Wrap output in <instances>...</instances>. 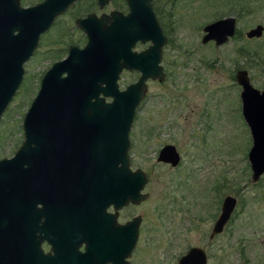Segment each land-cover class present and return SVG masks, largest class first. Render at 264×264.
Segmentation results:
<instances>
[{
  "label": "rangeland",
  "instance_id": "1",
  "mask_svg": "<svg viewBox=\"0 0 264 264\" xmlns=\"http://www.w3.org/2000/svg\"><path fill=\"white\" fill-rule=\"evenodd\" d=\"M36 1L20 0V5ZM164 1L168 17L158 20L167 42L160 64L170 69V81L163 86L147 82L151 96L136 110L130 127L127 153L150 173L152 192L136 208L142 222L129 259L132 264H175L188 247L205 246L219 202L229 195L235 207L226 230L212 240L206 264H264V173L256 182L250 180L246 154L251 143L233 77L235 70L244 69L250 84L264 90V0H176L170 8ZM224 16L235 18L238 37L216 47L212 42L201 44L202 26ZM69 18L65 24H70ZM256 24L263 26L260 36L245 38ZM57 34L50 30L23 65L21 84L0 117V157L11 155L22 139L21 117L49 61L43 51L53 49L49 41ZM240 47L246 48L243 54L237 51ZM254 50L263 61L254 58L260 65L252 61L249 51ZM168 62H173L170 67ZM133 80L132 74H122L119 87ZM168 92L173 100L167 104ZM152 121L174 124L173 140L145 137L143 130ZM164 140L173 141L182 152L176 169L154 160Z\"/></svg>",
  "mask_w": 264,
  "mask_h": 264
},
{
  "label": "water",
  "instance_id": "2",
  "mask_svg": "<svg viewBox=\"0 0 264 264\" xmlns=\"http://www.w3.org/2000/svg\"><path fill=\"white\" fill-rule=\"evenodd\" d=\"M72 1L44 0L23 7L20 0H0V117L21 83L23 63L35 49L39 34ZM126 1L133 14L140 11L138 0ZM97 3L103 5L106 0ZM144 12V21L152 27L153 46L138 54L131 53L127 46L121 62L116 60L118 50L107 35L101 36L99 45L97 19L93 15L77 21L89 38L86 54L52 66L42 79L21 119L20 146L11 159L0 160V204L4 196L10 202L18 198L17 180L20 171L25 172L19 167L22 163L36 166L56 163L52 171L64 181L61 186L78 190L88 181L115 179V166L120 164L121 204L138 203L145 198L140 193L145 182L143 173L127 170L128 133L136 106L146 90L145 81L162 78L158 62L163 39L148 2ZM235 30L233 16L217 18L203 25L200 41H212L218 46L231 38ZM262 30L263 26L256 24L244 36L258 37ZM114 35L122 34L117 31ZM122 68L135 69L140 74L134 83L118 89L116 81ZM63 71L65 77L61 78ZM234 81L240 88V113L250 133L251 146L246 154L250 180L256 182L264 172V90L250 84L244 69L234 72ZM176 158L173 148L164 146L157 160L175 165ZM235 203V198L229 195L222 199L210 237L221 232ZM139 221V217H134L122 225L120 264H129L127 257L136 242ZM204 263L205 255L197 247L189 248L176 261V264Z\"/></svg>",
  "mask_w": 264,
  "mask_h": 264
},
{
  "label": "flooded vegetation",
  "instance_id": "3",
  "mask_svg": "<svg viewBox=\"0 0 264 264\" xmlns=\"http://www.w3.org/2000/svg\"><path fill=\"white\" fill-rule=\"evenodd\" d=\"M43 1L44 0H38L30 5H37ZM175 1L176 0H167V7L170 8ZM147 2L153 19L159 29V36L163 39L160 45V58L158 62L162 78L161 80L149 78L145 81L146 90L142 99L136 106L135 112H137L136 110L142 105L144 99L151 96L147 91L148 81L156 82L160 84V86L170 81V69L164 70L160 64L162 49L167 42L165 31L158 20L159 16L168 17V15H165L164 8L166 1L164 0H161V2L160 0H138L140 11L134 14L131 12L126 0H106V3L103 5H99L97 0H74L69 3L62 12L53 17L48 28L39 34L36 47L28 57L29 59L36 54L35 51L37 50L36 48L39 41L41 45V40L47 37V33L50 30L55 29V32L58 31L55 38H51L52 36L50 37L51 40L49 42L50 45H53V49H44L43 51L44 54L49 57V61L47 62L48 64L45 70L43 72L41 71L38 77L34 96L38 92L42 79L52 66L69 62V59L75 55L86 54L84 51L88 47L89 38L84 30L79 27L77 21L84 19L88 15H93L97 19L99 45H102L101 36L104 38L106 35L108 36V40L115 43L116 49L118 50L115 54L116 60L122 61L121 57L127 46L129 51L134 54H138L152 47V27L149 22L147 23L144 21V9ZM74 7H76V9L73 13ZM111 12H114L113 16H110ZM169 13L170 12H168V14ZM67 16H70V24L64 23V19ZM124 26L127 27V30H123ZM200 30L202 32V28ZM117 31L122 35L119 37L115 36L114 34ZM236 32L237 29L234 35ZM202 36L203 33L201 37ZM207 42L212 41H206L205 43ZM138 46L142 47L137 49ZM214 47L216 46L214 45ZM28 59L24 63H26ZM202 62H205V60H202ZM172 63L173 62H168L167 66L170 67ZM122 74H132L135 76V80L128 82V84H130L137 80L140 73L135 69L128 70L122 68L116 81L118 89H123L128 85L126 84L123 88L119 87V80ZM59 77H65V72H61ZM187 88H189V85ZM196 88L200 90L201 86H197ZM169 96V92L167 95L165 93V103L167 104L169 101L173 100V98H169ZM180 97L182 98V95ZM179 100L178 98V101ZM204 103L207 104V101ZM135 112L133 118L135 117ZM197 113H201L200 110ZM242 120L247 127L243 118ZM173 126L174 124L152 121L146 124V128L143 130L144 136L149 139H158V136H161V139L173 140L172 136L175 137V135H173ZM199 129L200 127L197 128V130ZM206 129L205 126V130ZM248 134L250 138L249 130ZM22 140L23 136L13 153L7 157L1 156L0 160L11 159ZM130 140L131 131L129 130L128 150L130 148ZM161 142L162 143L158 144L154 151V160L156 164L169 167L170 169H176L182 161V152L178 150L173 141L164 140ZM164 146H171L175 151L177 156L175 165L157 160L158 153ZM56 165V163L37 166L28 165L26 163L19 165V167L25 169V172L20 171L17 180L19 196L14 202H10V198L4 196L3 203L0 204V258H3L0 264H120L122 225L134 217H139L140 221L137 227L138 238L142 217L137 214L136 208L149 199L151 195L152 186L150 185L152 180L150 173L142 166L141 160L140 162L135 160L134 154H127V170L130 172L140 170L144 175L145 182L140 193L146 196L138 203L127 202L122 205L120 164L115 166V179L112 180L107 178L100 181H88L80 190H78L79 188L70 189L61 186L64 181L56 172L52 171V167ZM116 168H118L119 171L116 170ZM225 196H223L222 199ZM222 199L219 202L218 212L213 218L212 225L219 214ZM230 217L223 226L221 230L222 233L226 230ZM221 232L214 234L212 237L209 236V232L207 237L208 241L205 246L194 245L188 247L186 251L193 247L202 249L205 255L204 264H206L208 257L207 252L213 243L212 240L215 237H220ZM135 246L136 242L131 253L127 257L129 264H132L129 258ZM186 251L184 253H186ZM180 256H178V258Z\"/></svg>",
  "mask_w": 264,
  "mask_h": 264
},
{
  "label": "trees",
  "instance_id": "4",
  "mask_svg": "<svg viewBox=\"0 0 264 264\" xmlns=\"http://www.w3.org/2000/svg\"><path fill=\"white\" fill-rule=\"evenodd\" d=\"M242 3H243V1L241 2V5H242ZM235 36L238 37V33H236L233 37H235ZM245 49H246L245 47H240V48L237 49V51L240 52L241 54H243ZM249 52L251 53V58L253 57L252 61L255 62V65H258L259 64L257 61H259L260 63H263V61H261V59H259V56H258V52L257 51L254 50L253 53H252V51H249ZM249 68H251V65L250 66L247 65V70Z\"/></svg>",
  "mask_w": 264,
  "mask_h": 264
}]
</instances>
